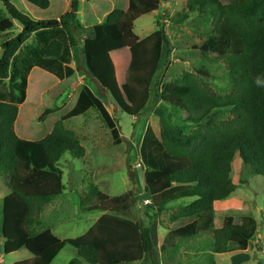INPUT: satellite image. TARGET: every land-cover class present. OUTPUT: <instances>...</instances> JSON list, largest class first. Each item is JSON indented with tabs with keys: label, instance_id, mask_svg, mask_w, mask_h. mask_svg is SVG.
Returning <instances> with one entry per match:
<instances>
[{
	"label": "trees",
	"instance_id": "16d2710c",
	"mask_svg": "<svg viewBox=\"0 0 264 264\" xmlns=\"http://www.w3.org/2000/svg\"><path fill=\"white\" fill-rule=\"evenodd\" d=\"M170 1L0 0V176L7 178L10 189L4 200L3 250L11 254L30 244L36 247L32 258L13 264H51L66 245L78 253L69 264H129L154 251L151 227L126 216L137 199L132 190L112 196L91 183L78 202L83 212L102 215L78 237H58L44 225L43 212L67 189L59 166L65 153L76 158L86 153L65 121L96 109L120 143L110 103L133 117L144 114L169 40L163 27L140 38L134 26L155 5ZM193 13L213 17L212 31L198 48L214 54L210 61L225 65L231 89L215 93L187 71L163 83L159 98L186 112L196 128L186 135L180 130L177 136L166 127L158 134L146 125L139 146L145 190L159 212L176 200L192 199L185 211L172 215L162 252L206 233L213 236L215 253L245 250L260 233L258 220L228 215L215 228V205L236 191L230 172L236 155L264 176V0H187L176 21ZM84 28L91 33L78 35ZM124 48H129L131 61L119 83L112 52ZM82 57L107 91L109 104L84 84L71 108L58 120L49 119L61 107L41 103L43 81L34 94L40 114L34 118L28 110L23 113L37 68L63 80L76 73L73 63ZM227 109L231 117L225 119Z\"/></svg>",
	"mask_w": 264,
	"mask_h": 264
},
{
	"label": "rangeland",
	"instance_id": "374dc122",
	"mask_svg": "<svg viewBox=\"0 0 264 264\" xmlns=\"http://www.w3.org/2000/svg\"><path fill=\"white\" fill-rule=\"evenodd\" d=\"M222 2L226 4L231 0H222ZM186 3L187 0L162 2L135 22L134 29L140 38L161 27L165 28L169 45L165 46L160 69L153 80V91L144 114L133 117L114 107L112 114L120 128V143L115 142L110 129L96 109L65 121L66 127L74 130L79 136L86 153L83 157L76 158L67 152L59 162V166L64 171V183L67 189L63 195L52 200L46 207L43 212V222L60 238L78 237L102 215V212H83L78 202V195L87 192L91 183L112 196L132 190L137 199L126 216L141 218L151 227L155 248L145 259L129 264H264V176L259 175L253 166L244 165L238 155L235 156L230 169L231 177L237 186L236 191L227 199L216 203L214 226L215 228L222 226L228 215L254 216L260 224V233L251 238L248 248L215 253L213 236L211 233H206L181 240L169 251L160 250L163 237L172 224V215L185 211L192 199L176 200L160 212L153 203L148 204V200L151 202V196L145 190V169L140 165L138 156L140 142L147 124H151L158 134L162 127H166L177 136H180V130L186 135L194 130L196 125L187 120L186 112L176 111L161 100L158 91L163 83L180 78L186 71L199 76L215 93L223 95L231 89L225 65L210 61L214 54L211 52L206 54L198 48L212 31L213 17L209 14L193 13L182 22H177L178 15L186 8ZM96 5L94 3V7ZM98 8L97 6L96 9ZM17 26L20 25L17 23ZM90 33V29L84 28L78 35L88 36ZM129 52L124 48L112 56L119 83L124 80L128 69L125 64L130 60ZM73 66L76 67V73L61 82L54 75L37 68L30 79L28 103L23 108V113L28 110L29 116L34 118L40 114L35 108L39 97L34 94L43 81L45 87L42 90L41 103H45L48 107L57 105L61 107L55 112L57 118L71 108L78 87L84 84L89 85L95 93L103 97L106 104H109L111 100H108L107 91L88 72L84 58L82 57L78 64L74 62ZM223 113L225 119L231 117L228 109ZM1 186H4V192L6 188L9 189L7 178L2 176H0ZM41 229L42 227H39L38 232ZM34 250L36 251L35 245L30 244L27 248L5 254L3 246L0 245L3 264H13L32 258L35 255L32 253ZM77 256V250L66 245L51 264H69ZM81 264L89 263L83 261Z\"/></svg>",
	"mask_w": 264,
	"mask_h": 264
},
{
	"label": "crops",
	"instance_id": "0c3cea01",
	"mask_svg": "<svg viewBox=\"0 0 264 264\" xmlns=\"http://www.w3.org/2000/svg\"><path fill=\"white\" fill-rule=\"evenodd\" d=\"M148 36V35H147ZM146 37V36H144ZM142 37V38H144ZM129 50V48H127ZM118 51V50H117ZM117 51H114L112 52V56L117 52ZM120 51V50H119ZM130 51V50H129ZM129 62L128 63H124L125 64V67L128 68L129 65H130V61H131V53L129 52ZM127 70V69H126ZM71 78V77H70ZM68 79V78H67ZM66 79H63V80H59L60 82L61 81H64ZM124 81V80H123ZM123 81L121 83H123ZM37 109V107H36ZM60 117L57 118V114L53 113L49 119H55L58 120ZM2 183H4L2 181ZM10 193V190L6 188V191L4 192V186H1L0 187V209H2V214H0V219H1V225H0V232H1V239H0V245L3 246V242H4V238H3V234H2V228H3V219H4V214H3V209H4V200H5V197ZM26 248V247H24ZM4 252V250H3ZM3 261H4V258H3V255H0V264H3ZM138 262V261H137Z\"/></svg>",
	"mask_w": 264,
	"mask_h": 264
},
{
	"label": "water",
	"instance_id": "95a60500",
	"mask_svg": "<svg viewBox=\"0 0 264 264\" xmlns=\"http://www.w3.org/2000/svg\"><path fill=\"white\" fill-rule=\"evenodd\" d=\"M109 100H110V98H109ZM110 106H111V110H112V112H114V107H115V105H114L113 103H110Z\"/></svg>",
	"mask_w": 264,
	"mask_h": 264
},
{
	"label": "clouds",
	"instance_id": "9594fccd",
	"mask_svg": "<svg viewBox=\"0 0 264 264\" xmlns=\"http://www.w3.org/2000/svg\"><path fill=\"white\" fill-rule=\"evenodd\" d=\"M139 156V155H138ZM139 160H140V158H139ZM137 161H138V159H137ZM137 161H136V163H137ZM140 163H141V160H140ZM140 165H142V163L140 164ZM149 202H148V204H152L153 202H152V198H151V202H150V200H148Z\"/></svg>",
	"mask_w": 264,
	"mask_h": 264
}]
</instances>
